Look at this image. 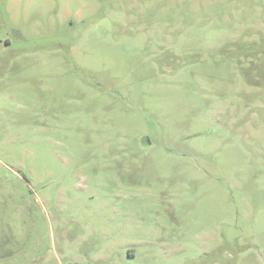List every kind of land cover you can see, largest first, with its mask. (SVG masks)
Segmentation results:
<instances>
[{"label":"rangeland","instance_id":"rangeland-1","mask_svg":"<svg viewBox=\"0 0 264 264\" xmlns=\"http://www.w3.org/2000/svg\"><path fill=\"white\" fill-rule=\"evenodd\" d=\"M0 264H264V0H0Z\"/></svg>","mask_w":264,"mask_h":264}]
</instances>
